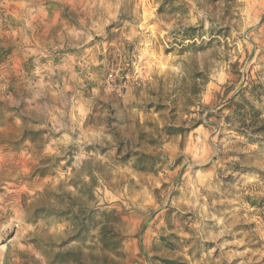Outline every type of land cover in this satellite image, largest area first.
<instances>
[{"label": "rangeland", "instance_id": "1", "mask_svg": "<svg viewBox=\"0 0 264 264\" xmlns=\"http://www.w3.org/2000/svg\"><path fill=\"white\" fill-rule=\"evenodd\" d=\"M0 264H264V0H0Z\"/></svg>", "mask_w": 264, "mask_h": 264}]
</instances>
